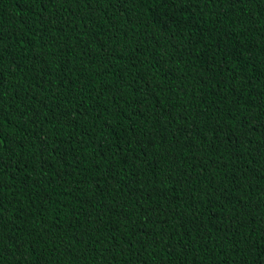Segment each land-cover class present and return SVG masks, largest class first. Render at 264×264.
Masks as SVG:
<instances>
[{
    "label": "trees",
    "instance_id": "1",
    "mask_svg": "<svg viewBox=\"0 0 264 264\" xmlns=\"http://www.w3.org/2000/svg\"><path fill=\"white\" fill-rule=\"evenodd\" d=\"M0 264H264V0H0Z\"/></svg>",
    "mask_w": 264,
    "mask_h": 264
}]
</instances>
